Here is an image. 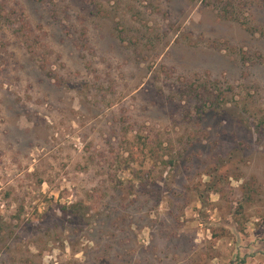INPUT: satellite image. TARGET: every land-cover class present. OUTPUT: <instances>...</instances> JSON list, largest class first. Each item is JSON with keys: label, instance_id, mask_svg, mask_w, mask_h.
I'll return each instance as SVG.
<instances>
[{"label": "rangeland", "instance_id": "374dc122", "mask_svg": "<svg viewBox=\"0 0 264 264\" xmlns=\"http://www.w3.org/2000/svg\"><path fill=\"white\" fill-rule=\"evenodd\" d=\"M0 264H264V0H0Z\"/></svg>", "mask_w": 264, "mask_h": 264}]
</instances>
